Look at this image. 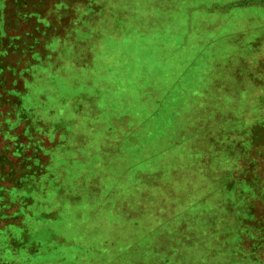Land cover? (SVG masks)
Segmentation results:
<instances>
[{"label": "rangeland", "instance_id": "374dc122", "mask_svg": "<svg viewBox=\"0 0 264 264\" xmlns=\"http://www.w3.org/2000/svg\"><path fill=\"white\" fill-rule=\"evenodd\" d=\"M211 1L218 0H0V207L4 206L0 208V264H133L130 258L111 256L109 240L104 246L98 240H40L42 232L51 228V220L58 215L59 220L70 215L69 204L87 197L81 190L85 183L91 194L115 190L116 182L122 180L109 177L112 187H108L101 179L120 171L119 162L127 151L124 142L131 146L141 139L153 142L158 135L155 130L162 132L168 120L171 126L164 137L175 142L182 132L185 144L192 138L188 130L200 125L207 132L212 120V124L226 123L225 117L213 119L197 113L200 105L207 108L202 105L199 70L192 67L200 54L189 51L188 34L183 35L194 19L179 15L191 12L188 7L193 10ZM181 43L185 48H180ZM182 53L188 60L180 70L176 64ZM176 85L180 94L190 98L159 100ZM155 107L162 113L149 123L148 114ZM173 107L178 112L168 118L165 112ZM144 114L148 119L143 132L125 126L127 120ZM237 122L241 123L236 130L239 139L244 137L245 122L239 118ZM108 125L118 132L105 130L102 140L100 132ZM92 140L96 141L92 152L101 150L99 156L89 155L100 157L94 161L96 172L84 168L87 158L79 156L84 144ZM74 155L79 156L80 165L73 164ZM137 157L146 162L144 154ZM188 159L189 153L177 170L185 169ZM240 167L244 170L243 161ZM136 168L146 171L149 164ZM254 177L260 179L259 185L254 183L259 189L263 180ZM244 185L243 190L249 191V185ZM193 199L189 194L188 203ZM241 199L242 210L246 205H263L250 196ZM143 206L136 202L133 207L139 211ZM243 215L240 222L245 225ZM208 216L193 214L194 232L189 237L192 242H210L204 245L214 249L213 243L222 237L219 225L207 228ZM95 220L93 226L98 227ZM38 224L43 225L41 231L36 230ZM230 227L234 230L235 223ZM161 236L168 238V231L156 240ZM204 245L194 260L211 264ZM181 251L186 253L182 257H189L186 247Z\"/></svg>", "mask_w": 264, "mask_h": 264}, {"label": "crops", "instance_id": "0c3cea01", "mask_svg": "<svg viewBox=\"0 0 264 264\" xmlns=\"http://www.w3.org/2000/svg\"><path fill=\"white\" fill-rule=\"evenodd\" d=\"M192 8H187L191 12L179 15L184 19H194L195 28L190 20L192 27L183 35L188 34L189 51L200 54L198 64L192 67L199 70L198 76L202 79L199 90L204 91L202 105L207 108L200 105L197 113L213 119L225 117L226 123L217 125L214 121L212 124V120L207 132L200 125L195 131L188 130L192 138L185 144L182 132L175 142L164 137L171 126L168 120L162 132L154 129L159 142L156 139L144 142L141 138L133 146L124 142L127 151L119 162L122 165L120 171L108 175L106 180L104 176L101 179L108 187H112L108 185L109 177L122 180L116 182L115 190L107 192L104 189V192L91 194L85 183L81 190L82 196L87 197L67 206L69 216L62 215L59 220L58 215L57 219H52L51 228L44 229L40 240H98L101 246L109 240L111 256L118 260L130 258L133 264H199L194 260V254L210 242H192L189 232H194L193 214L201 216L205 213L210 215L207 228L219 225L222 237L218 243H213L214 249L204 245L211 264H264V0H218ZM184 45L181 43L180 48H185ZM182 55L179 54L180 62L176 64L180 70L186 68L188 60ZM176 87L164 92L159 100L185 101L190 98L180 94ZM157 111L155 107L148 114L149 123L151 117L158 116ZM176 112L177 108L173 107L166 110L165 115L173 118ZM142 117L137 115L136 119L127 120L125 126H136L143 132L148 116L144 114ZM238 118L245 122L244 137L239 139L236 130L241 123L237 122ZM105 130L113 134L118 132L117 127L108 125L100 132L102 140ZM95 143L92 140L84 144L79 154L87 158L84 168L90 167L94 172V161L97 163L100 157L89 155L96 154L92 152ZM254 149L257 153L252 154ZM188 153L186 168L177 170L182 168ZM99 154L101 150L96 155ZM137 154L140 157L144 154L146 162L137 159ZM79 156H73L74 165H80ZM114 158L107 156L112 163L116 162ZM240 161L244 162V170ZM140 164H149V169L138 171L136 165ZM253 166L259 171H254ZM250 171L252 174H248ZM90 174L91 171L87 172L83 178L88 179ZM253 174L263 180L259 189L254 183L259 185L260 179ZM244 184L249 185V191L243 190ZM189 194L194 196L190 203ZM247 196L263 205H246L242 210L241 198ZM136 202L144 205L139 211L133 207ZM1 207L4 210V206ZM258 212L262 213L260 217ZM183 213L186 218H183ZM242 215L246 217L245 225L240 222ZM94 218L98 227L93 226ZM233 223L234 230L230 227ZM23 228L27 226L24 224ZM42 229L43 225L38 224L36 230ZM164 230L168 231V238L161 236L156 240ZM197 230L201 232V229ZM255 231L261 232L256 234ZM185 247L189 257H182L186 254L181 251Z\"/></svg>", "mask_w": 264, "mask_h": 264}, {"label": "trees", "instance_id": "16d2710c", "mask_svg": "<svg viewBox=\"0 0 264 264\" xmlns=\"http://www.w3.org/2000/svg\"><path fill=\"white\" fill-rule=\"evenodd\" d=\"M81 71H82L81 75L84 76L85 75V69H83Z\"/></svg>", "mask_w": 264, "mask_h": 264}]
</instances>
